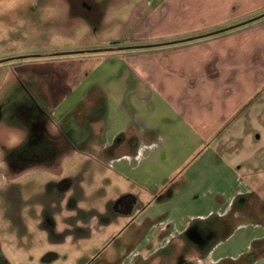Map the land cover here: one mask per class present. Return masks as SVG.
I'll use <instances>...</instances> for the list:
<instances>
[{
    "label": "rangeland",
    "instance_id": "1",
    "mask_svg": "<svg viewBox=\"0 0 264 264\" xmlns=\"http://www.w3.org/2000/svg\"><path fill=\"white\" fill-rule=\"evenodd\" d=\"M223 1L224 5L218 0H0V60L11 59L0 63V243L14 264H89L92 259V264H180L193 259V247L206 251L215 241L226 239L232 225L239 224L237 220L230 221L229 215L219 231L213 229L209 235L205 231H212L216 222L202 226L204 221H196L184 231L183 244L179 242L181 236L169 238L170 232L152 233L151 222L143 223L146 212L134 209L135 199L119 195L134 188L136 194L150 201L152 193L159 192L160 196L163 190L182 191L192 173L196 176L194 191L209 195L200 179L208 164L206 158L197 157L207 153L216 138L210 129L214 121L223 127L228 125L235 115L230 112L248 98L244 96L243 77L241 74L233 81L234 76L228 74L230 82L225 84L227 73L222 75L218 85L221 83L220 88L229 91L222 102L217 94L225 92L220 88L218 91L214 84L203 81L199 85L198 76L191 80L184 70L167 66L195 61L212 51L213 45H224L216 42L218 38L235 32L252 30L251 36L259 39L264 17L207 38L157 48L160 50L123 48L191 38L264 13V7H259L264 0H250L246 4L255 2L262 13L218 24L232 0ZM90 4L95 16L104 14L105 20L82 17L87 16L84 6ZM112 39L116 42L108 44ZM97 40L101 41L99 45ZM98 49L115 50L94 52ZM112 56L138 66L139 77L152 66L146 64H168L162 69L157 67L162 79L158 82L150 71L149 87L157 91L156 95L149 88L147 100L138 101L135 92L146 95L148 87L136 82L134 91L132 84L127 85L121 91L125 100L115 95V123L111 126L102 121L105 129L110 126L117 132L118 144L133 143L137 133L145 141L156 143L152 154L159 153L162 163L144 170L142 186L119 176L113 178L101 161L97 163L92 158L94 150L87 145L94 138L95 124L102 123L98 117L87 106L67 111L71 102L79 101L82 91L88 92L96 70L95 80L103 76L98 69L109 68L107 65L115 60L107 58ZM135 56L139 57L134 59ZM241 62L233 64L240 67ZM210 65H205L206 71ZM202 78L206 79L204 75ZM78 83L82 89L60 107L59 100ZM48 89L51 97L44 108L40 95ZM174 92L177 94L172 95ZM122 111L132 116L119 117ZM239 114V122L246 116L253 122L257 118L264 120L263 87L244 102ZM250 131L254 135V130ZM73 146L85 152L75 153ZM104 177L111 179L109 185L104 184ZM101 186L107 187L104 192ZM118 199L131 203V209L124 208V215L115 208ZM148 236L155 239L142 253L143 239ZM153 246L159 247L151 254ZM50 254L56 257L47 259Z\"/></svg>",
    "mask_w": 264,
    "mask_h": 264
},
{
    "label": "crops",
    "instance_id": "2",
    "mask_svg": "<svg viewBox=\"0 0 264 264\" xmlns=\"http://www.w3.org/2000/svg\"><path fill=\"white\" fill-rule=\"evenodd\" d=\"M218 2H223L224 5L223 0H218ZM246 2H250V0H232L230 2L231 4L226 7L227 10H223L227 11V13L224 17L222 16L219 19L218 24L235 19L241 20L245 16L249 18V16L251 17L253 14L257 15L262 13L259 7H264V4L256 7L255 2L252 4H246ZM77 16H79V14ZM82 17L91 19L92 21L105 20L104 14L94 17L91 15ZM209 24H212V22ZM251 34L252 30H245L227 35V37L224 38H218L216 42L222 41L224 45H213L211 48L212 51H207L200 55L195 61L186 62L183 65L178 64L173 67L167 66V68L171 67L175 70L182 69L186 72L185 75H191V80H193V77L198 76L197 78H199V81L197 83L200 82L199 85H201L203 81L205 83L214 84L218 91H220L219 88L222 86L221 83L218 85L219 80L224 73H227L224 78L225 84L230 82L228 74L234 76L233 81L242 74V81L245 87L244 91L246 93L244 96L251 98L262 87L264 90V30L260 32L259 39L255 36L252 37ZM233 38H237V40L234 44H230L229 42ZM100 42L101 41L97 40L96 44L99 45ZM114 42H116V40L112 39L108 44ZM161 46L165 45L147 48L160 50L157 48ZM123 49H127V47ZM131 49L142 50L145 48L135 47ZM113 50L115 49H98L96 52H112ZM206 56L207 59L205 60L204 57ZM137 57L139 56H135L134 59ZM107 59H113L115 61H111V63L107 65L109 68L101 67L98 69L100 72L102 71V73H104L100 78L94 79L97 70L91 75L93 82L92 86L88 89V92L82 91L79 101L75 104L71 102L73 106H68L69 110L67 111L69 112L78 106H82V108L87 106L86 108H89V110L98 117V121L109 122V125H111L115 123L117 119L114 111V107L117 106L116 96H118V99L122 98L123 100L124 97L121 91H124L126 86L131 84V89L134 91L136 89L137 91V88L134 87L138 84H135L136 82L142 84L144 88L148 87L145 89L146 95L135 92L137 93V97L134 96L136 100L146 101L148 97L147 94L151 91L149 88H151L153 94L156 95L155 92L157 91H155L153 87H149V85H151V82L149 83V77L151 76L149 75L150 71L152 72V77H155L156 82H158L162 79L160 78L161 75L158 73L159 70L157 67L160 65L162 69L168 64L156 65L154 62L146 64V66H152L148 70H146V67L143 75L139 77V72L137 70V68H139L138 66H130L126 63H122L119 61L122 58L116 56ZM239 60H242L240 67H238L237 64H233ZM209 62L212 63V65H210L211 70L209 69L210 72L208 73L209 70L206 71L205 65ZM228 62L230 64H228ZM154 65H156V71L153 68ZM202 75L206 77L205 80L202 78ZM208 75H210V77H208ZM191 80H189L190 83L193 82ZM101 83L108 84V87H104ZM78 84V86L72 88L66 96H63V98L59 100L58 105L61 104L60 107L64 106L69 98L82 89L80 83ZM220 89L224 91L225 94L222 92L217 94L218 99L221 98L223 99L222 102H225V97L229 95V91L227 92L228 89ZM51 92L54 93L53 87ZM51 92L50 89H48L40 95L42 107L45 108V105H47L46 103H49ZM88 93H91V96H89L90 94ZM174 93L172 95L177 94ZM160 99L162 100V98ZM182 100L183 98H181V101ZM246 100H244V102ZM130 101L131 99L128 101L130 103L129 107L133 109L132 102ZM216 101L217 99H214L213 102L216 104ZM244 102L240 105L238 104L239 106H235L230 112L231 116L233 114L235 115L230 118L228 125L225 127L222 126L223 124L214 121L210 129L211 133L217 134L216 138L210 145L208 152H201L197 157L199 160L206 158L205 162L208 164V173L203 172L200 175L201 184L207 186L209 189L208 196L201 195L200 190L194 191L196 176L193 173L192 175H188L186 185L182 191L172 192L169 189L163 190L160 196H158L160 194L159 192L157 195L152 193L150 201L144 199L142 195L136 194L134 188L124 190L121 194L118 193L121 197H130V200H132V198L135 199L136 206L134 209L146 212L144 213L143 223L147 221L151 222L150 228L152 233L153 231H157L155 233L159 235L163 232H170L169 238H178L181 236L179 242L183 244L184 238L182 235L190 230L196 221H204L201 224L202 226L209 225L213 220L216 222L215 225L211 226L212 231H205V234L209 235L214 233L213 229L215 232H218L219 228L224 223V218L229 215L232 217V219L230 217V221H238V225H232L231 232L226 239L221 238L215 241L206 251L199 249L197 246L193 247V259H188L183 262H194L196 264H264V254H262V248L264 247V143H262L264 142V120L257 118L254 119L253 122L251 118L246 116L242 122H239L240 119L238 116L248 110L247 107L245 111L239 114V111L244 106ZM122 108L123 107H121V109ZM124 109L125 108H123V111ZM136 109L139 115L138 108ZM134 115L135 117L138 116L136 114ZM120 116L125 119L132 115L128 114L127 116L123 112L119 117ZM104 122L101 123L102 125L100 123L95 124L93 129L94 138L91 139L87 145L89 149L94 150V156L92 158L97 159V163L101 161V163L106 166L107 171L113 174V178L119 176V178L122 177L126 181H132L131 183L142 186L145 178V173H143L144 170L149 168L154 169V165L157 166V164L160 165L162 163L159 159V153H156V156L152 154L156 152L154 146L156 143L153 145V143L149 142L150 140L145 141V139L137 133L138 137L134 139L135 141H133V143L132 141H125V143L120 142L118 144L116 143L117 132L111 130L110 126H107L105 129L103 125ZM261 125H263L262 130L260 129ZM220 127H223L222 130H220ZM149 129H151V125ZM251 129L254 130V135L251 134ZM142 133L145 134L143 131ZM81 137L82 135H80V139ZM72 148L75 153L85 152L84 150H78L75 146ZM180 166L182 167V164H180ZM179 168L180 167H178L177 170ZM128 173L134 174V176H130ZM153 175H155V173ZM102 180L105 181L104 184H108L111 179L109 177H104ZM184 184L185 181L183 182V185ZM101 188L104 192L107 187L101 186ZM195 192H197V194H194ZM95 193H97V190ZM108 202L109 201L105 203V206L108 205ZM125 207L131 209V203ZM164 223L165 226H162ZM154 239V236H148L143 239L142 253L145 252L147 247L152 245ZM160 240L161 239L158 240V245L160 244ZM158 247L159 246H153L150 253L152 254Z\"/></svg>",
    "mask_w": 264,
    "mask_h": 264
},
{
    "label": "water",
    "instance_id": "3",
    "mask_svg": "<svg viewBox=\"0 0 264 264\" xmlns=\"http://www.w3.org/2000/svg\"><path fill=\"white\" fill-rule=\"evenodd\" d=\"M264 17V13L263 14H260L259 16H257V17H252L251 19H249V20H247V21H245V22H242V23H237V24H234V25H232V26H229V27H226V28H224V29H218V30H215V31H213V32H210V33H204V34H201V35H198V36H195V37H191V38H189V37H187V38H185V39H181V40H177V41H169V42H166V43H162V44H149V45H144V46H140V45H138V46H129V47H127V49H131V48H135V47H140V48H147V47H151V46H156V47H158V46H160V45H167V44H178V43H182V42H185V41H189V42H191V41H193V40H197V39H200V38H203V37H210V36H213V35H216V34H219V33H223V32H226V31H228V30H231V29H234V28H237V27H242V26H244V25H246V24H248V23H250V22H252V21H256V20H259V19H261V18H263ZM109 50V49H108ZM97 50H95L94 52H96ZM21 57H25V56H21ZM26 58V57H25ZM6 60H11V59H3V60H0V63L1 62H4V61H6Z\"/></svg>",
    "mask_w": 264,
    "mask_h": 264
},
{
    "label": "flooded vegetation",
    "instance_id": "4",
    "mask_svg": "<svg viewBox=\"0 0 264 264\" xmlns=\"http://www.w3.org/2000/svg\"><path fill=\"white\" fill-rule=\"evenodd\" d=\"M84 4V3H83ZM84 6V5H82ZM87 7L86 10H84V14L86 13L87 16L91 15L92 17H94L96 15V13L93 12V10L95 9L94 6L92 4L88 5V6H84ZM72 13V11H70ZM123 197V196H122ZM121 197V198H122ZM126 198V197H124ZM127 205V200L125 199L124 202H121L120 199L117 200V205L115 206V208H118V211L121 213L120 215H124V213H127V209H124L125 206ZM118 215V217L120 216ZM51 257V258H50ZM56 257V256H55ZM54 255L50 254L47 259H54L55 258ZM49 259V260H50ZM94 262V259H92V261H89V264H92ZM187 262H181L180 264H186ZM0 264H14L12 262V258L11 256L5 252V249L3 248V246L0 243Z\"/></svg>",
    "mask_w": 264,
    "mask_h": 264
},
{
    "label": "trees",
    "instance_id": "5",
    "mask_svg": "<svg viewBox=\"0 0 264 264\" xmlns=\"http://www.w3.org/2000/svg\"><path fill=\"white\" fill-rule=\"evenodd\" d=\"M186 264H196V263H194V262H187Z\"/></svg>",
    "mask_w": 264,
    "mask_h": 264
}]
</instances>
